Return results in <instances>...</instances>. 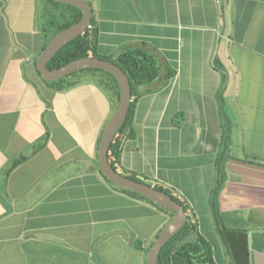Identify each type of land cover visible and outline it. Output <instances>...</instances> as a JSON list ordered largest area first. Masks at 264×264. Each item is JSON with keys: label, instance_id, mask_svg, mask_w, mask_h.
<instances>
[{"label": "crops", "instance_id": "0c3cea01", "mask_svg": "<svg viewBox=\"0 0 264 264\" xmlns=\"http://www.w3.org/2000/svg\"><path fill=\"white\" fill-rule=\"evenodd\" d=\"M85 1L100 56L159 65L120 168L185 200L216 264H264V0ZM65 10L0 0V264H146L170 213L100 171L113 91L89 72L58 90L36 68Z\"/></svg>", "mask_w": 264, "mask_h": 264}, {"label": "trees", "instance_id": "16d2710c", "mask_svg": "<svg viewBox=\"0 0 264 264\" xmlns=\"http://www.w3.org/2000/svg\"><path fill=\"white\" fill-rule=\"evenodd\" d=\"M49 3L56 5H62L65 7V11L61 14V18L53 15L49 21L53 29V32L49 39L57 34L59 31L71 26L74 23L80 21L82 12L78 7L59 3L54 0H47ZM47 29V28H46ZM95 21L92 17L89 27L85 32L66 43L52 59L47 62L48 69H55L67 64L68 62L81 57H97L106 61L116 64L127 76L130 88H131V101L129 104L127 117L123 125L119 128L115 137L112 140L107 152L108 162L114 170L118 173L124 174L132 179L138 181H145L140 179L135 173H127L123 171L120 164V155L124 147V143L128 138L135 136V131L132 127L131 121L133 117V108L136 94L140 87L153 82L159 75V65L156 58L144 49L140 48H126L120 53L111 56H100L97 53V38H96ZM48 30V29H47ZM89 72L96 77V82L106 89L113 91L115 95L116 105L118 103L119 88L114 76L106 71L98 69H89L71 74L67 77L55 80L46 81L49 85L55 89L61 90L68 88L79 82L78 76L82 73ZM168 75L171 77L172 72ZM225 129L223 134V141L227 139L225 136ZM222 157H220L221 160ZM18 162V161H16ZM103 175V174H102ZM104 179L111 185L116 187L119 191L137 198L146 200L160 210L170 213V219L174 216V211L164 208L153 200L132 192L128 189H124L113 184L107 177L103 175ZM147 184L154 188L169 194L175 201L183 205L187 212V220L181 230L173 236L161 249L158 254L157 264H216L213 256V250L208 240L202 236L198 231V224L195 215L191 213V210L185 200L177 196L171 189L164 185L154 182L145 181ZM221 185L214 188L212 192V205L213 212L218 213L217 197L220 191Z\"/></svg>", "mask_w": 264, "mask_h": 264}, {"label": "water", "instance_id": "95a60500", "mask_svg": "<svg viewBox=\"0 0 264 264\" xmlns=\"http://www.w3.org/2000/svg\"><path fill=\"white\" fill-rule=\"evenodd\" d=\"M54 1L78 7L82 12V16L79 22L59 31L50 39L36 58V68L42 79L45 81H55L89 69L106 71L112 74L116 79L119 88L118 103L100 138L98 151L99 167L101 173L113 184L148 197L164 208L174 211V216L161 230L147 254L146 264H157L158 254L163 246L184 226L187 220V212L184 206L175 201L169 194L154 188L145 181H138L124 174L118 173L108 162L107 152L109 146L119 128L126 120L131 101V88L125 73L116 64L91 56L74 59L55 69L47 68V62L52 59L66 43L85 32L92 19V7L85 0Z\"/></svg>", "mask_w": 264, "mask_h": 264}]
</instances>
